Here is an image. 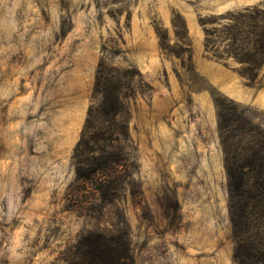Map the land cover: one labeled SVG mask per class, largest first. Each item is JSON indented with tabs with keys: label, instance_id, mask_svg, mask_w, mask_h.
<instances>
[{
	"label": "rangeland",
	"instance_id": "374dc122",
	"mask_svg": "<svg viewBox=\"0 0 264 264\" xmlns=\"http://www.w3.org/2000/svg\"><path fill=\"white\" fill-rule=\"evenodd\" d=\"M260 8L264 0H0V264H93L97 235L126 244L118 264L264 258V64L250 82L234 58L255 53ZM205 62L238 75L237 98L202 74ZM100 66L113 77L105 90ZM115 97L117 119L105 115ZM90 109L97 126L124 128L126 181L79 210L68 190ZM223 146L237 167L246 150L254 158L253 171L241 168L250 180L236 228Z\"/></svg>",
	"mask_w": 264,
	"mask_h": 264
},
{
	"label": "trees",
	"instance_id": "16d2710c",
	"mask_svg": "<svg viewBox=\"0 0 264 264\" xmlns=\"http://www.w3.org/2000/svg\"><path fill=\"white\" fill-rule=\"evenodd\" d=\"M256 13L258 18L264 22V9H257ZM244 41L243 39L238 41L241 47L246 46ZM254 51L255 53L251 56H234L236 62L242 66H247V69L242 70L240 74L246 76L250 82L255 80L258 69L264 64V31L257 35ZM97 73L96 87H100L101 90H105L106 86L114 83L112 81L113 77L107 80L105 76H101V66ZM118 98H112L109 103V110L105 115L112 113L116 118V108L118 109V105H120ZM218 116L221 118V115L218 114ZM116 119L113 120L114 123H116ZM87 122L86 133H88L82 134V139L78 143L72 157L75 178L68 190L70 201H73L79 210L90 209L92 208L90 205L94 201L104 202L108 198L118 195L126 181V170L124 168L126 167V159L124 158L123 147V142L126 139L124 128H117L113 122L108 127L102 128L101 124L97 126L91 109L88 113ZM219 129L221 132V125H219ZM86 135L90 137H86ZM88 146H91V148H88ZM223 148L225 155L224 165L228 178L229 213L232 226L236 228L238 206L244 195L248 193L250 180V173H244L241 168L253 171L254 158L246 150L241 156L243 164L237 167L234 165V158L231 157V154L224 146ZM86 154L94 156L88 157ZM258 166L264 170V161ZM93 242L94 248L89 250L86 255L90 257L93 264H118L124 259L120 255V249L122 251V248L126 246L123 242L120 244L116 243L112 238H107L104 235H97ZM235 261L237 264H264V258L258 257L252 260L250 253L245 260H241L239 253H237Z\"/></svg>",
	"mask_w": 264,
	"mask_h": 264
},
{
	"label": "crops",
	"instance_id": "0c3cea01",
	"mask_svg": "<svg viewBox=\"0 0 264 264\" xmlns=\"http://www.w3.org/2000/svg\"><path fill=\"white\" fill-rule=\"evenodd\" d=\"M200 71L215 83L216 86L233 98H237L236 95L243 90L241 79L234 71L226 70L213 62H205L202 64Z\"/></svg>",
	"mask_w": 264,
	"mask_h": 264
}]
</instances>
